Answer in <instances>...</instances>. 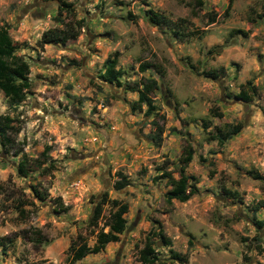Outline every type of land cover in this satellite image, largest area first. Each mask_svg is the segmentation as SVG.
I'll return each instance as SVG.
<instances>
[{
	"label": "rangeland",
	"instance_id": "obj_1",
	"mask_svg": "<svg viewBox=\"0 0 264 264\" xmlns=\"http://www.w3.org/2000/svg\"><path fill=\"white\" fill-rule=\"evenodd\" d=\"M65 1L84 21L78 36L38 47L44 30L62 26L57 0H0V27L29 69L18 105L8 109L0 92V113L18 128L10 142L0 138V237L7 238L0 264H139L137 249L157 223L170 240L162 246L153 239L160 258L172 249L187 264H264V209H251L264 200V0ZM147 9L183 18L192 36L180 41L150 24ZM114 55L120 80L144 85L156 116H145L144 105L131 108L135 92L98 78ZM141 63L148 69L140 71ZM220 68L219 77L205 76ZM246 81L255 87L249 102L227 96ZM152 120L163 128L159 145L149 138ZM226 123L241 129L221 145L208 140ZM186 144L193 154L184 173L197 190L166 204V179L152 177L164 167L177 178ZM44 145L57 161L51 176H18L20 158L37 156ZM116 171L129 181L118 190ZM33 184L46 187L47 197L33 198ZM103 191L127 203L125 228L98 253L69 262L66 248L75 234L93 241L85 223ZM56 196L65 211L54 212Z\"/></svg>",
	"mask_w": 264,
	"mask_h": 264
},
{
	"label": "trees",
	"instance_id": "obj_2",
	"mask_svg": "<svg viewBox=\"0 0 264 264\" xmlns=\"http://www.w3.org/2000/svg\"><path fill=\"white\" fill-rule=\"evenodd\" d=\"M58 11L56 20L62 25L60 28H48L44 30L40 37L36 40V45L42 47L45 44H61L64 45L68 41L75 39L80 29L83 26L82 18H75L73 10L69 2L65 0H57ZM198 5H201V0H195ZM63 13V17H61ZM147 21L156 26L166 27L171 30L172 34L178 40H185L192 36V31L186 28L185 20L183 18L170 19L161 12L147 9L144 11ZM18 44L12 43L5 26L0 27V92L6 99L7 108H14L18 105L25 96V92L29 86L28 81V64L24 58L17 54ZM147 63H141L139 65L140 71L148 69ZM223 74V69H211L206 72L207 77L217 78ZM123 75V70L117 67L116 55L107 59L104 63L103 70L97 75L98 78L107 83H113L115 86H122L124 90H128L136 93V99L131 106L132 109H139L142 105L145 106L143 114L156 116V108L149 97V91L143 85L141 87L137 84L130 85L123 83L120 78ZM255 94V87L246 81L241 84L235 93H229L227 96H231L242 102H249ZM215 116H220V113L213 112ZM12 117L8 113H0V138L1 143L10 142L9 134L16 133L17 127L12 125ZM153 130L149 135L150 140L155 144L161 143V134L163 128L158 125L156 121H151ZM203 128L209 126L208 121H203ZM241 129L240 123H226L221 127H214L213 131L209 133L208 140H213L217 144L221 145L226 140L237 134ZM50 146L44 145L43 149L37 156L31 157L23 155L16 165V174L20 177H25L32 172H36L41 177H50L52 172L57 168V161L52 159L48 152ZM193 149L189 144H186L179 157V165L177 166V178L172 176V172L164 167H160L159 173L152 177V180L159 178L166 179L169 185L168 189L163 193L164 202L170 204L172 200L184 202L189 199L195 192L196 187L194 182H191L192 177L184 173V169L188 162L191 160ZM115 180L112 183L114 190L122 189L128 185L129 181L127 176L120 172H115ZM29 190L33 198L42 200L47 197V188L36 186V184L29 185ZM0 192L4 191L1 188ZM224 194L232 197L239 198L238 193L230 191L228 189L223 190ZM54 212H63L66 207L61 205L60 197L53 198ZM16 206L15 208H18ZM128 205L126 202L111 198L106 191L100 193L96 201L93 203L92 212L85 223L88 234L93 237L92 243L89 245L86 242V237L80 233L75 234L70 239L66 248L67 260L69 262H75L80 260L87 254H95L101 251L107 243L115 242L118 240L119 234L125 228V217ZM252 211L264 209V200H258L251 206ZM105 212V213H104ZM257 225H261V221L255 222ZM6 237H0V247L5 246L4 240ZM157 239L162 246H169L170 240L163 233L160 223H157L156 227H151L145 234L141 247L137 249V260L139 264H187V257L185 254H181L172 249H168L166 258H160L155 249V241ZM9 245V242L7 243Z\"/></svg>",
	"mask_w": 264,
	"mask_h": 264
}]
</instances>
